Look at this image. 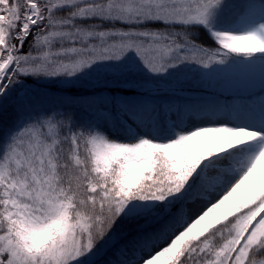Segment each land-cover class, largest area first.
I'll list each match as a JSON object with an SVG mask.
<instances>
[{"label": "snow or ice", "instance_id": "6c2138e0", "mask_svg": "<svg viewBox=\"0 0 264 264\" xmlns=\"http://www.w3.org/2000/svg\"><path fill=\"white\" fill-rule=\"evenodd\" d=\"M0 264H264V0H0Z\"/></svg>", "mask_w": 264, "mask_h": 264}]
</instances>
